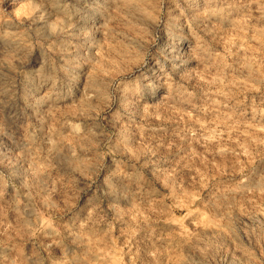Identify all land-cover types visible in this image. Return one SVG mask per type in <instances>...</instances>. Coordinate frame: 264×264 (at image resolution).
I'll return each mask as SVG.
<instances>
[{
  "label": "rangeland",
  "instance_id": "374dc122",
  "mask_svg": "<svg viewBox=\"0 0 264 264\" xmlns=\"http://www.w3.org/2000/svg\"><path fill=\"white\" fill-rule=\"evenodd\" d=\"M0 264H264V0H0Z\"/></svg>",
  "mask_w": 264,
  "mask_h": 264
},
{
  "label": "bare ground",
  "instance_id": "6f19581e",
  "mask_svg": "<svg viewBox=\"0 0 264 264\" xmlns=\"http://www.w3.org/2000/svg\"><path fill=\"white\" fill-rule=\"evenodd\" d=\"M87 1V0H86ZM93 1V0H92ZM89 3V2H88Z\"/></svg>",
  "mask_w": 264,
  "mask_h": 264
}]
</instances>
